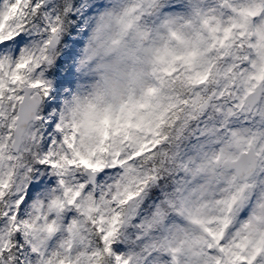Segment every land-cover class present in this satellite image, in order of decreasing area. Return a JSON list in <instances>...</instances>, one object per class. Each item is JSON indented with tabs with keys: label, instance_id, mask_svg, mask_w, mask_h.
Instances as JSON below:
<instances>
[{
	"label": "snow or ice",
	"instance_id": "6c2138e0",
	"mask_svg": "<svg viewBox=\"0 0 264 264\" xmlns=\"http://www.w3.org/2000/svg\"><path fill=\"white\" fill-rule=\"evenodd\" d=\"M0 264H264V0H0Z\"/></svg>",
	"mask_w": 264,
	"mask_h": 264
}]
</instances>
